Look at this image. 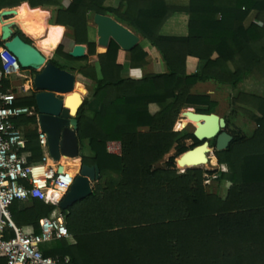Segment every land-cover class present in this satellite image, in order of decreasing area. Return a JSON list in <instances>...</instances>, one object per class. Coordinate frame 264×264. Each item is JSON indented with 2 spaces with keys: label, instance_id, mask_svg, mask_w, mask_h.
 <instances>
[{
  "label": "trees",
  "instance_id": "16d2710c",
  "mask_svg": "<svg viewBox=\"0 0 264 264\" xmlns=\"http://www.w3.org/2000/svg\"><path fill=\"white\" fill-rule=\"evenodd\" d=\"M105 1L71 0L62 6L58 0H0V9L23 2L31 8L58 6L53 21L57 25L49 27L47 38L59 45L66 26L76 44L87 45L88 54L74 58L62 44L57 53L72 60L97 58L96 64L77 69L93 80L91 97L101 103L99 111L90 112L89 99L84 101L77 135L81 151L91 152L82 162L97 164L101 178L90 196L61 209L75 244L66 239L49 242L42 246L44 254L69 257V264H264V97L240 92L232 98L235 109L257 127L250 135H234L228 149L215 152L226 170L211 179L214 191L205 184L204 171L192 168L202 165L193 156L196 152H186L188 148L179 144L182 138H197L174 130L182 109L195 107L197 112L185 113L205 124L208 117L200 114L214 113L218 105L212 95L193 91L197 83L214 81L236 88L247 77L264 82V0H120L118 7H107ZM253 10L258 11L257 21L246 27ZM176 11L189 14V35H161V27ZM32 13L35 23L42 19L39 11ZM97 13L112 15L142 35L158 49L168 71L141 79L122 76L127 50L112 39L106 52L97 53L90 39V19ZM122 27L124 34L132 33ZM16 34L35 44L20 29ZM129 52L132 67L147 64L148 47L138 44ZM188 56L200 61L195 73L187 71ZM47 62L65 69L53 58ZM16 103L36 107L35 94ZM152 105L158 110L153 112ZM79 106L71 108L72 114ZM15 123L37 124V116L23 115ZM26 137L29 161H40L37 130H27ZM111 141L121 143V154L108 151ZM176 143L178 153H184L179 168H191L184 173H178L172 159L159 165ZM226 182L231 184L227 188ZM32 201L29 206L15 201L11 217L18 226L39 232L40 219L55 206Z\"/></svg>",
  "mask_w": 264,
  "mask_h": 264
},
{
  "label": "built area",
  "instance_id": "2783aa9c",
  "mask_svg": "<svg viewBox=\"0 0 264 264\" xmlns=\"http://www.w3.org/2000/svg\"><path fill=\"white\" fill-rule=\"evenodd\" d=\"M2 43L0 45V258L5 259L4 264H69V257L62 260L47 256L42 246L56 240L72 239L60 202L71 188L77 173L72 174L66 169L59 171V165L62 163L52 158L47 135L39 126L37 138L42 157L38 162L29 161L32 154L25 151L28 139L21 126L15 123V119L23 115H38L36 107L16 103L18 99L36 93L33 70L24 69L17 57L8 50L3 41ZM107 149L110 153L121 154V143L108 142ZM50 160L53 163H50ZM32 199L43 200L55 206L49 216L40 219L39 232L32 227L18 226L11 217L10 207L15 201Z\"/></svg>",
  "mask_w": 264,
  "mask_h": 264
},
{
  "label": "water",
  "instance_id": "95a60500",
  "mask_svg": "<svg viewBox=\"0 0 264 264\" xmlns=\"http://www.w3.org/2000/svg\"><path fill=\"white\" fill-rule=\"evenodd\" d=\"M13 8H6L0 11V22L3 18L12 15ZM107 16L109 24L115 21L120 24L115 18L104 15L95 14L94 21L97 25V17ZM121 25V24H120ZM123 26V25H122ZM124 27V26H123ZM98 28V33L99 27ZM125 28V27H124ZM17 28L14 25H2L1 41L8 50L14 54L19 60L24 69H34L39 71L35 77V85L37 91L35 93V102L37 108V120L39 128L46 133L48 139L49 152L52 158L60 162L63 156L70 158L79 157L80 142L77 135L79 121L77 119L78 111L84 101L76 109L75 114L71 113L69 107L65 105V99L60 93L71 92L75 88L76 76L74 73L52 62H47V57L36 46L26 42L20 35L16 34ZM137 37L130 33L123 41H119L114 37H108L105 40V45H109L110 41L115 40L121 47L132 49L136 46L135 39ZM102 39H98L100 44ZM49 51H55L56 48L44 47ZM88 47L85 44H76L69 52L74 58H81L87 54ZM200 114V113H198ZM209 118L210 128L216 129L215 152L223 151L229 148L234 141V135L226 130L227 121L224 117L216 114H200ZM209 149V144H204L194 148L192 152L203 150V155L206 157V152ZM79 172L77 173L74 182L60 202V208L67 210L76 202L85 199L93 193V184L100 180L101 172L97 164L89 165L82 162ZM64 166L59 165V171H63Z\"/></svg>",
  "mask_w": 264,
  "mask_h": 264
},
{
  "label": "rangeland",
  "instance_id": "374dc122",
  "mask_svg": "<svg viewBox=\"0 0 264 264\" xmlns=\"http://www.w3.org/2000/svg\"><path fill=\"white\" fill-rule=\"evenodd\" d=\"M6 8H14V7H5L3 9H6ZM3 9H0V11ZM94 16L90 20L92 21V23L94 25H96V23L94 21ZM20 19L22 21V19H24V18H20L19 16H10L9 18H6L7 21H15L14 22L15 24H19V23L21 24ZM43 20L46 22L47 28H48V21L44 18H43ZM98 20H97V24H98L99 31H100L98 33V37L101 39L102 36H105L106 29H107L108 24H109L108 22L111 19L108 17H104V18H99ZM53 21H54V17L52 19H49L50 23ZM32 23H33V21L30 20V23L26 27L24 26L25 25L24 24L22 30L28 31L29 29H31ZM110 24L112 26L111 27L112 34L110 37H114L117 40H119L120 36L116 32L118 30L119 26L116 25V23L114 21ZM47 28L40 29L37 33L28 35L32 38V40L36 41V42H34L35 43L34 45H36L47 58H53L59 65L67 68L68 70H73L74 72H76L79 67L87 64V62H85V60L66 59L61 54L57 53L58 47L60 44H62L64 46V50L66 52L70 51L71 47L73 45V38L70 34H68L69 32L68 33L66 32L61 43H59V45H57V44L53 43L52 41H49V39L47 38V33L49 30ZM124 31H126V30L124 29ZM25 35H26V33H25ZM0 39H1V33H0ZM47 40L50 42V44L52 46L56 47L55 51L49 52L47 50H44L41 47V45L43 43H49V42H47ZM38 73H39V71H32V76H33L34 80H35V77ZM74 74H76V73H74ZM76 80H78L80 82L83 81L81 76L77 75V74H76ZM17 82L18 81L16 79V83ZM74 89H75V91H78V89H79V84L77 82H76ZM193 91L195 93H209L210 95H212L213 99L216 100L218 103L213 114H216L220 117H224L225 119H228L229 123H227L226 130L229 133H231L233 135H238V134L250 135L251 133H253L254 129L257 127L254 122L248 121L244 115H242L240 112H238L235 109L234 105L232 104V98L234 96H237L240 92L256 93V94H259V95L264 97V82H259L258 80L254 79L252 77H247L242 83L239 84V86H237L236 88H233L229 85H221L217 82L210 81L208 83L203 84L202 86H199L198 88L194 89ZM78 93L80 94L79 91H78ZM71 94H73V91L59 94L63 98L66 96V98L68 100V104H67L68 106H70V104L73 103L71 100L72 98L68 97ZM89 98L90 97L88 96V98H87V95H86V99H89ZM190 109L197 112L195 107H186V108L182 109L181 112L179 113L178 119L176 120V122L174 124V130L175 131H182L184 134H186V133L187 134H194V136L197 138L198 142L194 139H191V138H189V139L182 138L180 140L179 144H183L188 148V150L186 152L192 151L194 148H196L198 146H201L204 144H209V149L206 152V157L203 155V151L201 152L202 156L206 159V162L205 163L203 162L202 157H200L201 154L194 153L193 156H195L196 159H198L202 163V165H199L197 167H192V168H199V169H202L204 171V177H206V179H207L205 181V184H207L208 189L214 191L216 184L214 182H212L211 179L216 176V174L219 170H226V167L224 165L219 164L218 158H217L216 153H215V143H216L217 133L213 132L209 137H206L204 139L199 138L196 134V127L192 121V117H189V115H187L189 113H185L187 110H190ZM34 127H36V124L25 126L22 129L26 133V131L28 129H33ZM178 150H179V145H178V143H176L174 145V147L171 149V151L165 155V157L163 158V160L160 162L159 165L165 166L166 163L172 159L174 162V165H175V169L178 171V173H184L186 170L191 169V168H186V169L183 168L184 169L183 170V169L179 168L178 158L184 153H178ZM85 153L88 155L89 151L86 149L81 151V149H80L79 158L80 159L83 158ZM190 162H191L190 158L186 159L184 161V165L186 167H188ZM80 165L81 164L79 161V168H80ZM79 168H78L77 173L79 172ZM230 185L231 184L229 182H226L224 187L227 188Z\"/></svg>",
  "mask_w": 264,
  "mask_h": 264
},
{
  "label": "crops",
  "instance_id": "0c3cea01",
  "mask_svg": "<svg viewBox=\"0 0 264 264\" xmlns=\"http://www.w3.org/2000/svg\"><path fill=\"white\" fill-rule=\"evenodd\" d=\"M58 1L60 2V5H62V6H67L71 2V0H58ZM176 1H180V0H176ZM183 1H185V0H183ZM25 3H27L29 5L28 2H23L22 3L23 5L21 4V6L19 5V6L14 7V8H20V13L21 14H20L19 17L20 18H24V19H22L23 22L20 19L22 27H20L17 24H14V26L17 29L20 28V30H22L24 24H25L24 26L26 27L30 23V20L33 21V18H32V16H33V13L32 12L33 11H39V13L42 16V19L40 21H38L36 23L33 21V23L31 24V26H32L31 29H29L28 31L27 30H22V32L24 34L26 33V36L27 37H29L30 39H32L28 35L37 33L40 29L47 28V24L43 20V18L48 21V28L47 29H49V27L52 26V25H57V24H54L53 22L50 23L49 22V19H52L54 17L55 10L58 8V6H47V7L31 8V6L29 7ZM120 3H121L120 0H106L105 1V6H107V7H118L120 5ZM47 11L50 12V14L48 16L45 15V13ZM257 14H258V11L257 10H253L248 15V17L245 20V26L246 27H248L251 23L257 21ZM13 16H15V15H13ZM109 16L115 18L112 15H109ZM9 17H7V18H9ZM104 17H107V16H104ZM104 17H100V18H104ZM189 18H190V16H189V14L187 12H185V11H176L163 24V26L160 29V34L161 35H164V36H178V37L188 36L189 33H190V30H189ZM119 23L121 25L116 23V25L119 26L118 27V30L116 32L120 36V38H119L120 41H123L126 37H128V35H130L129 32L126 31L127 34L126 33L124 34V32L121 30V26L123 25L125 28H127L129 31H131L137 37L135 39V42L137 43L136 45L139 44L142 47H148L149 50H150V53H149V55H148V57L146 59L147 60V64L145 66H143V67H132L131 64H130V52H129L130 49L121 47V48L127 50L126 57H125V61H124V69L122 71V76H124V77H131V78H134V79H141L147 73H165V72H167L168 71V68H167L166 62L163 60V58H162L160 52L158 51V49L155 48L154 46H152L148 42V40H146L142 35H140L139 33L135 32L134 30H132L127 25H125V24H123L121 22H119ZM61 26H63V25H61ZM89 26H90L89 27V36H90V39L91 40H93V41L96 42V50H97V53L106 52L109 45H105V49L103 51L100 50V44L98 42L99 37H98V28H97V26L94 25L92 23V21H90V25ZM64 28H66L68 30V32H69V33L68 32L67 33L71 35L72 31L69 28H67L66 26H64ZM60 29L63 30V28H60ZM49 41L47 40V42H49ZM34 42H36V41H34ZM43 44L41 45L42 48H43ZM75 45H76V43L73 40V45L71 47V50H72V48ZM70 51H68V52H70ZM87 54H88V50H87ZM85 62H87V64L88 63H95L96 64L97 63V58H96V56H90L89 59H86L85 60ZM199 65H200V61H199V59L197 57H195V56H188V58H187V71L189 73H195V72H197L198 69H199ZM65 69H67V68H65ZM69 71H71V70H69ZM73 73H76L77 75H80L81 76V78L83 80L82 81L83 83L82 82L81 83L83 85L81 87V90L78 89V91L80 92V94L78 93V91H75V89L73 90V94L75 96L74 97L75 99L74 98L71 99L73 103H71L69 107L70 108H73L75 105L81 104L82 100L83 101L86 100V95H87V98H88V96L90 97L89 98V104H88L89 111L90 112H97V111H99L100 108H101L100 101H98L96 98L91 97V95H92V89H93V80L90 79V78H88V77H86V76H84L79 71H76V72H73ZM76 74H75V76H76ZM100 77H101V74H100ZM76 82L79 84L78 80H76ZM208 82H210V81H201V82L197 83L194 86L193 90L196 89V88H198L199 86H202L205 83H208ZM207 94H209V93H207ZM64 99L66 100V104H68V100H67L66 96L64 97ZM151 108H152L151 110L153 112H155V111L158 110L159 107L157 105H152ZM193 123L195 124V127H196V134L201 139H204L206 137H209L213 132H216V129L210 128L209 118H207V121H206L205 124H201L198 121H193ZM29 125H34V124H29ZM29 125H19V126H21V128H23V127L29 126ZM28 130H37V134H38V120H37L36 127H34L33 129H28ZM115 142H117V141H115ZM90 155H91V152L90 151H89V154L88 155L85 153V156H90ZM80 164H81V161H80ZM94 185H95V183L93 184V186ZM19 201H21V200H19ZM32 202H33L32 200L24 201V203H26V205H28V206L31 205ZM28 227H31V226H28ZM67 241L71 245L75 244V242H76L73 236H72V239L70 241L69 240H67Z\"/></svg>",
  "mask_w": 264,
  "mask_h": 264
},
{
  "label": "bare ground",
  "instance_id": "6f19581e",
  "mask_svg": "<svg viewBox=\"0 0 264 264\" xmlns=\"http://www.w3.org/2000/svg\"><path fill=\"white\" fill-rule=\"evenodd\" d=\"M20 14H21V13H20V8H14L11 16H13V15H15V16H20ZM14 22H15V21H7L6 18H3V19L1 20V22H0V33L2 32V25H5V24H7V25H14V24H15ZM17 25H19L20 27H22V25H21L20 23L17 24ZM111 27H112L111 24H108V27H107V29H106V34H105V36H102V37H101L102 40H101V42H100V50H102V51L105 49V40H106V38L110 37L111 34H112ZM45 46H46V47H50V48H56V47L52 46L50 43H44V44H43V48H44ZM44 50H47V49H44ZM47 51H49V50H47ZM49 52H51V51H49ZM75 85H76V84H75ZM65 105L67 106V104H66V100H65ZM67 107H69V106H67ZM69 108H70V107H69ZM70 110H71V108H70ZM71 113H72V111H71ZM202 151H203V150H198L197 153L201 154ZM200 157H202L203 162L205 163V162H206V159L202 156V154H201ZM79 161H80V158H79V157H76V158H70V157H67V156H63V157L61 158V160H60V162H61L62 165L64 166L63 169L68 170V171H69L70 173H72V174L77 173L78 168H79ZM50 163H53V161L50 160Z\"/></svg>",
  "mask_w": 264,
  "mask_h": 264
}]
</instances>
